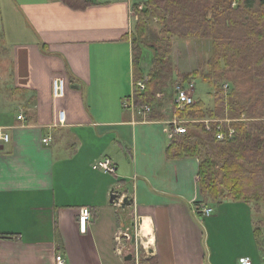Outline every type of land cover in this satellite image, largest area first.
<instances>
[{
  "label": "crops",
  "instance_id": "0c3cea01",
  "mask_svg": "<svg viewBox=\"0 0 264 264\" xmlns=\"http://www.w3.org/2000/svg\"><path fill=\"white\" fill-rule=\"evenodd\" d=\"M136 23L128 0H0V264H261L264 203L203 199L198 159L168 157L172 121L137 113L152 53L136 70ZM113 189L132 205L110 204Z\"/></svg>",
  "mask_w": 264,
  "mask_h": 264
},
{
  "label": "trees",
  "instance_id": "16d2710c",
  "mask_svg": "<svg viewBox=\"0 0 264 264\" xmlns=\"http://www.w3.org/2000/svg\"><path fill=\"white\" fill-rule=\"evenodd\" d=\"M148 9L159 17L163 30L158 40L165 47H154L146 42L143 18L148 15ZM170 36L211 43L212 68L218 76L214 85L228 82L227 88L231 90L241 75L264 88V51L253 47L256 41L264 42V0H146L144 11L138 13L131 44L136 70L143 48L152 53V70L143 82V91L135 90L136 107L154 104L156 94L172 78L168 67ZM188 83L185 77L182 84ZM261 94L262 91L256 93V98ZM227 98L221 85L214 94L220 114L209 117L220 120L219 116L224 115L227 106L230 114L238 115L230 117L231 120L245 119L231 124L235 130L233 137L218 141L216 136L221 123H210L207 131L204 123L194 121L205 116L200 101L180 110L179 117L191 118L194 122L186 121L183 126L187 133L173 137L167 154L169 158L188 156L198 159L197 183L206 201L230 200L259 207L264 203V123H252L255 118L247 116L251 109L246 107L252 108L250 100L240 105L235 96L230 95L229 101ZM235 106L241 109H235ZM152 119L162 120L159 117ZM188 127L192 130L190 133ZM221 129L225 131V125L221 124Z\"/></svg>",
  "mask_w": 264,
  "mask_h": 264
},
{
  "label": "rangeland",
  "instance_id": "374dc122",
  "mask_svg": "<svg viewBox=\"0 0 264 264\" xmlns=\"http://www.w3.org/2000/svg\"><path fill=\"white\" fill-rule=\"evenodd\" d=\"M256 7L253 8L254 11L257 10ZM152 11L148 9V15L143 18L145 24L146 42L147 44L154 47H165L164 43L158 40L162 35L161 31L163 30V26L160 23L159 17L154 15ZM168 19L169 16L166 15V20ZM255 43L256 44L253 47L256 48V50L260 49L261 51H264V42L261 43L259 41H256ZM149 62V56L145 54L142 61L143 75H146L149 72ZM212 65L213 59L211 43L209 41L180 39L175 36H170V53L168 56V67L171 70L170 72L172 73V78L169 79L166 82L165 87L156 94L154 104L149 106L151 108V119L152 117L155 119L159 117L163 120L165 116L166 119L171 121H174L175 119L185 123L186 121L187 123L193 121L191 118L179 117V112L183 109H177L176 105L173 102L174 86L177 83L182 84L184 78L187 77L189 83H193L194 100L196 103L200 101L202 102V111L205 115L203 118H197L194 121L203 123V121L205 120H213L211 119L213 116L209 117L210 114H220L219 109L214 103V94L220 89V86L223 85L226 96L228 97L227 101L230 100V95L235 96L236 101L239 102L240 105L244 104V101L250 100L252 108H248V106L246 107V109L248 110L251 109V111L248 112L247 116L255 118L252 120V123H264V88H262L263 86L255 84L254 82H250V79L247 76L241 77V75H238L239 79L237 80L235 87H233L231 90L230 88H227L228 82H220L218 83V85H214V82L217 81L216 78L218 76L217 74H215ZM220 68H222V66H220ZM261 91V97L256 98V93H260ZM232 93H234L235 95ZM234 108L238 110L241 109L237 106H235ZM219 117L220 120H215L214 123H221L225 125L226 130L224 132L228 133L229 130H233L234 135L235 130L233 129L231 124L237 123V121H245V119L231 120L230 117H238V115L233 112L230 114L227 106L225 107L224 115ZM221 124L219 127H221ZM191 131V128L188 127V133H190ZM253 134L257 135L256 132H253ZM257 219H259V217H257ZM263 242L264 236L261 239V243ZM257 256L259 259L256 257V261L260 262L261 264H264V255L258 254Z\"/></svg>",
  "mask_w": 264,
  "mask_h": 264
},
{
  "label": "built area",
  "instance_id": "2783aa9c",
  "mask_svg": "<svg viewBox=\"0 0 264 264\" xmlns=\"http://www.w3.org/2000/svg\"><path fill=\"white\" fill-rule=\"evenodd\" d=\"M128 3L131 5V9L133 14L138 20V13L143 12L145 9L146 0H128ZM52 97L55 100H59L64 98L66 92V82L63 78H55L53 79L52 83ZM136 87L142 92L144 89L143 82L138 83ZM226 88V87H225ZM174 104L176 105L177 109H184L186 107L194 105L196 102L194 100V92H193V83L188 84H181L177 83L174 86ZM124 108H128L127 105H124ZM133 109V105L130 106ZM138 114H148L151 112L149 107H141L136 109ZM215 120H205L203 123L205 124L206 130L209 131L210 123H214ZM58 123L63 125L65 123V115L63 111H58ZM185 122H180L178 120H174L171 122V130H165L170 139H173L175 135H184L187 133V129L184 125ZM234 131L229 130L228 133L218 128V133L216 136V140L222 141L224 139H230L233 137ZM9 141V135L0 128V143H7ZM43 144H47L50 142L49 138H45L42 140ZM93 169L100 170L103 174H111L115 173V165L112 163L110 159H102L98 161L94 166ZM120 205V200L115 202ZM194 210L198 213L201 217L207 218L212 214V209L207 206H194ZM91 217V213L88 208H81L79 211L78 216V225L79 231L81 233H85L88 226V221ZM136 223V222H135ZM56 264H64L63 259L60 256H56ZM238 264H256L254 263L249 257H243L239 260Z\"/></svg>",
  "mask_w": 264,
  "mask_h": 264
},
{
  "label": "water",
  "instance_id": "95a60500",
  "mask_svg": "<svg viewBox=\"0 0 264 264\" xmlns=\"http://www.w3.org/2000/svg\"><path fill=\"white\" fill-rule=\"evenodd\" d=\"M123 194H124V191L122 189H113L111 191L109 203L113 204L115 202H118L121 199V197L123 196ZM132 203H133V201L130 197H128V196L123 197L122 202L120 204L121 210H124L125 208L131 206ZM133 240L135 241V236H133ZM129 260H131V255H128L125 257V261H129Z\"/></svg>",
  "mask_w": 264,
  "mask_h": 264
},
{
  "label": "bare ground",
  "instance_id": "6f19581e",
  "mask_svg": "<svg viewBox=\"0 0 264 264\" xmlns=\"http://www.w3.org/2000/svg\"><path fill=\"white\" fill-rule=\"evenodd\" d=\"M145 229V228H144ZM146 231V230H145Z\"/></svg>",
  "mask_w": 264,
  "mask_h": 264
}]
</instances>
